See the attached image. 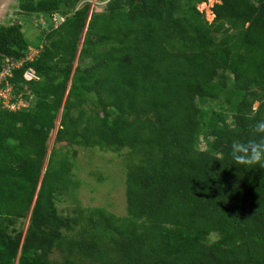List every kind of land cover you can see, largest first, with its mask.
<instances>
[{
	"label": "trees",
	"instance_id": "obj_1",
	"mask_svg": "<svg viewBox=\"0 0 264 264\" xmlns=\"http://www.w3.org/2000/svg\"><path fill=\"white\" fill-rule=\"evenodd\" d=\"M205 1L20 0L41 41L0 22V87L29 102L0 97V264H264V169L228 155L264 119V0H217L212 21ZM61 109L59 142L123 153L125 215L59 212L78 186L67 154L45 165Z\"/></svg>",
	"mask_w": 264,
	"mask_h": 264
},
{
	"label": "rangeland",
	"instance_id": "obj_2",
	"mask_svg": "<svg viewBox=\"0 0 264 264\" xmlns=\"http://www.w3.org/2000/svg\"><path fill=\"white\" fill-rule=\"evenodd\" d=\"M92 7L97 11H102L103 4L107 0H89ZM217 0H206L199 3L197 6L201 11H204L206 18L209 21L214 19L212 6ZM91 7V9H92ZM55 25L61 22L62 17L56 15ZM63 20V19H62ZM38 21V22H37ZM0 22L14 23L20 22L23 25L24 32L28 38L41 41L42 33L49 28V22L46 16H36V14L26 13L20 8V0H0ZM41 48V47H40ZM35 46L30 45L27 58L33 59L37 55L38 50ZM77 59L75 61V64ZM20 63L17 64L19 66ZM7 68V66H6ZM9 94V93H8ZM29 102L20 97V100L13 108L26 106ZM209 104L212 105L209 101ZM7 106V105H5ZM257 103L255 104V107ZM11 107V108H12ZM62 109L56 118V126L51 132L48 141V154L45 160V165L48 162L51 151H56L60 156L68 155L73 161L70 174L74 180L78 181V186L75 190V198L63 193L58 196L57 206L59 212L64 216L75 214L74 207L76 201L83 208L102 206L110 212L122 216L127 213L126 201V160L122 158L123 153L112 150H105L100 147H83L78 144L68 143L57 140L58 126L61 119ZM231 117V115H229ZM200 148L206 150L214 149V136L204 139V134L200 138ZM213 141V142H212ZM212 142V143H211ZM43 167V172L45 170ZM29 223V216L20 223L21 229L26 231ZM217 235H211V239H216ZM61 251L55 249L51 257L54 260L61 258Z\"/></svg>",
	"mask_w": 264,
	"mask_h": 264
},
{
	"label": "clouds",
	"instance_id": "obj_3",
	"mask_svg": "<svg viewBox=\"0 0 264 264\" xmlns=\"http://www.w3.org/2000/svg\"><path fill=\"white\" fill-rule=\"evenodd\" d=\"M228 155L235 165L264 169V119L251 126L248 139H233Z\"/></svg>",
	"mask_w": 264,
	"mask_h": 264
},
{
	"label": "built area",
	"instance_id": "obj_4",
	"mask_svg": "<svg viewBox=\"0 0 264 264\" xmlns=\"http://www.w3.org/2000/svg\"><path fill=\"white\" fill-rule=\"evenodd\" d=\"M8 74H10V69L9 68H6V69H4V70H2L0 72V83L3 81V79ZM11 91H12V88H11V85L8 84V82H7V86L6 87H4V88L0 87V97L5 99V105H7L8 107H12L13 105H15V104H10L9 103V99L8 98L10 97Z\"/></svg>",
	"mask_w": 264,
	"mask_h": 264
}]
</instances>
